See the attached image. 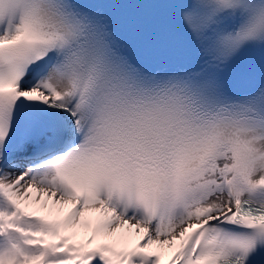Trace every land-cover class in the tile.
I'll use <instances>...</instances> for the list:
<instances>
[{
	"label": "snow or ice",
	"instance_id": "snow-or-ice-1",
	"mask_svg": "<svg viewBox=\"0 0 264 264\" xmlns=\"http://www.w3.org/2000/svg\"><path fill=\"white\" fill-rule=\"evenodd\" d=\"M0 264H264V0H0Z\"/></svg>",
	"mask_w": 264,
	"mask_h": 264
}]
</instances>
